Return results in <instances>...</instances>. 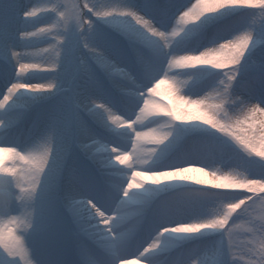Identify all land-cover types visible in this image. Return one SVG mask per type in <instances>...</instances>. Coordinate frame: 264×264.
<instances>
[{"label": "clouds", "instance_id": "obj_1", "mask_svg": "<svg viewBox=\"0 0 264 264\" xmlns=\"http://www.w3.org/2000/svg\"><path fill=\"white\" fill-rule=\"evenodd\" d=\"M7 4L0 264H264V0Z\"/></svg>", "mask_w": 264, "mask_h": 264}, {"label": "snow or ice", "instance_id": "obj_2", "mask_svg": "<svg viewBox=\"0 0 264 264\" xmlns=\"http://www.w3.org/2000/svg\"><path fill=\"white\" fill-rule=\"evenodd\" d=\"M18 16V5L7 4L0 7V60L2 61H7V54L9 50V46L7 44L8 38L16 35L20 26H16ZM25 51H32L31 46H26ZM88 71L92 74H97L96 64H89Z\"/></svg>", "mask_w": 264, "mask_h": 264}, {"label": "rangeland", "instance_id": "obj_3", "mask_svg": "<svg viewBox=\"0 0 264 264\" xmlns=\"http://www.w3.org/2000/svg\"><path fill=\"white\" fill-rule=\"evenodd\" d=\"M24 1H25V0H22V2H24ZM32 2H33V0L30 1V3H32ZM0 3H2V0H0ZM30 3H29V4H30ZM38 14H39V13H38ZM47 19H48V17H42L41 20L39 21V23H43V22H45ZM16 26H17V27L19 26V19H17V21H16ZM110 35H111V39H112V41L117 42L118 45H119L120 47L123 48V44L121 43V36H120L119 34L115 33V32L111 33ZM35 42H36V44H38V45H36V46H42L44 43H46L45 40H38V41H35ZM101 43H102V46H104V47L107 48L109 54H112V53H113L114 49H113V47L111 46V44L103 43V42H101ZM7 44H8V46H10V45H15V46H16L15 35L10 36V37L8 38V40H7ZM19 45H20V44H19ZM32 46H35V45L33 44ZM81 50L83 51V49H81ZM85 54H86V53H85ZM123 57H124V56H123ZM124 58H125V57H124ZM120 59L123 60L122 57H121ZM58 102H59V101L56 100V101L54 102V104H56V103H58ZM52 107H53V105H52ZM214 238H215L214 236H207V237H206L207 242L205 241V242H206L205 244L208 243V245H207L206 248L203 249L201 252L209 251V250H215L216 245H215V243H212V241L210 240V239H214ZM200 248H202V247H200ZM196 249H197V248H196ZM54 250H55V249H54ZM193 250H195V249H193ZM193 250H191V251H193ZM191 251H190V252H191ZM190 252H189V253H190ZM185 254H188V253H185Z\"/></svg>", "mask_w": 264, "mask_h": 264}, {"label": "bare ground", "instance_id": "obj_4", "mask_svg": "<svg viewBox=\"0 0 264 264\" xmlns=\"http://www.w3.org/2000/svg\"><path fill=\"white\" fill-rule=\"evenodd\" d=\"M124 62H126L125 60H123ZM2 67L0 66V69H1ZM3 72V71H2ZM8 72V71H7ZM7 72H4V73H6V74H9V73H7ZM39 75H42V76H44V74H39ZM44 78H46V77H42V78H38V80H36V81H39V80H41V79H44ZM185 247H186V245H185Z\"/></svg>", "mask_w": 264, "mask_h": 264}]
</instances>
